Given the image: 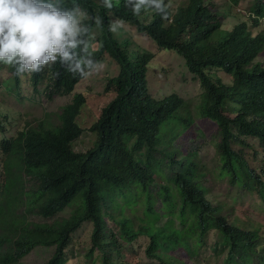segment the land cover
<instances>
[{
	"label": "trees",
	"instance_id": "obj_1",
	"mask_svg": "<svg viewBox=\"0 0 264 264\" xmlns=\"http://www.w3.org/2000/svg\"><path fill=\"white\" fill-rule=\"evenodd\" d=\"M77 2L103 21L99 28L93 25L87 54L96 66L105 58L118 64V74L108 77L103 90L112 97L91 122L88 130L97 137L84 152L71 142L87 130L78 122L87 94L74 92L85 76L67 72L59 62L48 65L49 95L73 94L58 124L51 118L19 121L0 101V264H26L19 260L39 245L55 248L41 264H65L72 236L86 222L92 225L90 246L81 256L91 264H135L126 251L142 238L145 253L161 264H185L174 251L195 256L212 233L228 246L227 263L263 264V227L224 214V206L209 197L197 153L183 155L173 146L194 121L185 99L177 93L155 97L149 80L154 54L130 48L123 29L117 36L107 25L122 18L158 50L182 58L202 89L198 115L217 126L215 174L264 201V63L258 62L264 34L252 35L264 21V0H254L245 19L230 14L241 0H224L221 10L208 0L176 7L165 0L164 18L151 10L134 15L124 0H114L108 13L101 0ZM70 5L71 0L62 4ZM6 66L19 87L23 74ZM32 77L38 81L39 72ZM156 177L161 182L152 192ZM65 207L71 208L66 217L31 218H53Z\"/></svg>",
	"mask_w": 264,
	"mask_h": 264
},
{
	"label": "rangeland",
	"instance_id": "obj_2",
	"mask_svg": "<svg viewBox=\"0 0 264 264\" xmlns=\"http://www.w3.org/2000/svg\"><path fill=\"white\" fill-rule=\"evenodd\" d=\"M169 1L172 7H176L186 0ZM208 1L216 9L219 8L220 10L222 8L221 4L224 2V0ZM253 4L254 0H241L239 7H231L230 14L235 19L250 17V8ZM260 24L262 27L260 25L259 31L252 29L253 37L260 33L264 34V21H261ZM123 31L124 33H122L121 37H124L125 41H129L130 48L136 49V45H138L154 54L153 59L150 61L149 71L151 93L155 97L177 93L185 99L191 112L194 120L192 126L186 128L175 138L173 146L179 149L183 155L192 151L197 153V160L204 166V183L210 199L215 204H222L224 206V214L229 215L231 219L233 218L232 215H235L239 219L243 218L249 227L253 225L262 226V243L264 245V201L255 193L231 187L227 181L215 174V168L218 165L215 142L219 136L216 124L198 115L202 94L199 81L188 71L182 58L176 53L158 50L150 39L136 32L129 25H125ZM258 62L264 63V50L261 52ZM47 72L48 66H44L39 71L40 77L38 81L32 77L34 73H24L21 76L20 86L17 87L11 76L13 73L6 65L0 64V101H2L3 105L11 108V112L18 117L19 121L36 122L39 119L51 118L52 123H59L58 113L61 111V107L72 99L73 94L56 93L49 95ZM118 72V64L109 58H105L103 62L91 69L89 74L76 85L74 92L84 91L88 98L87 103L83 106L78 116V122L87 130H84L71 142L74 150L84 152L94 144L97 136L88 128L91 122L99 115L103 106L110 101L112 96L106 97L103 90L108 77L115 76ZM37 74L38 72H36V77ZM8 84H12V87L7 88ZM11 124L12 122L7 120V132L12 127ZM248 141L256 148L259 145L256 139L248 138ZM160 182V179L156 177V181L150 185V190L155 192ZM158 206L156 204V207ZM127 210L134 213L129 208ZM230 211H233V214ZM70 213L71 208L65 207L53 218H45L39 215H33L31 218L38 221H50L56 217H66ZM163 221V219H160L158 222L162 224ZM110 222L112 221L110 220ZM91 226V223L86 222L74 232L73 241L66 250L69 259L65 264H91L90 260L85 261V258L81 256L90 246L89 235ZM144 244H146L145 238L135 244L131 243V248L126 251V258L135 264H161L159 260L145 253ZM54 249L52 245L35 246L19 261L26 264L44 263L52 256ZM174 254L185 264H232L227 263L226 260L228 246L221 243L213 233L210 235L207 245L197 255L190 256L183 250L174 251Z\"/></svg>",
	"mask_w": 264,
	"mask_h": 264
},
{
	"label": "clouds",
	"instance_id": "obj_3",
	"mask_svg": "<svg viewBox=\"0 0 264 264\" xmlns=\"http://www.w3.org/2000/svg\"><path fill=\"white\" fill-rule=\"evenodd\" d=\"M64 0H0V64L14 68L17 75L35 73L59 62L67 72L87 76L96 61L87 54L93 25L103 23L90 15L77 0L62 6ZM106 13L114 0H101ZM134 15L142 10L167 17L165 0H124ZM91 20L92 23H88ZM125 24L122 18L108 21V31L119 35Z\"/></svg>",
	"mask_w": 264,
	"mask_h": 264
}]
</instances>
